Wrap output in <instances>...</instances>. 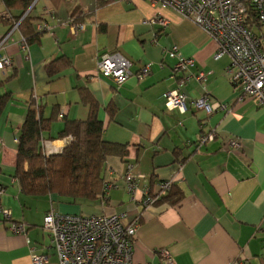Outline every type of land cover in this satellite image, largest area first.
<instances>
[{"label":"crops","instance_id":"obj_1","mask_svg":"<svg viewBox=\"0 0 264 264\" xmlns=\"http://www.w3.org/2000/svg\"><path fill=\"white\" fill-rule=\"evenodd\" d=\"M27 1L22 12L19 7L7 11L0 0V41L6 37L0 58L11 61L0 69V95L7 94L0 114V206L11 213L9 220L0 215V264H31L32 254H46L49 264H56L43 228L50 209L125 214L124 223L137 219V261L162 262L160 252L166 250L175 264H264V107L238 100L226 75L228 59L214 58L216 43L178 12L147 0ZM8 12L31 18L34 32H41L37 40L26 45ZM43 23L47 26L40 30ZM173 46L181 57L193 59L186 71L174 69ZM104 52H118L131 62L133 74L121 85L99 74L97 60ZM144 65L149 72L139 79ZM185 72L205 77L191 76L181 87L183 112L166 110L165 93ZM203 94L225 109L207 115L194 108L190 101ZM86 97L96 105L103 138L128 147L124 158H106L103 178L113 186L80 204L23 192L14 170L30 103L52 120L48 136L57 138L65 121L88 117ZM213 129L216 138L199 145L200 134ZM234 137L240 149L228 146ZM66 138L44 144L60 150ZM128 163L144 175L133 198L123 180ZM165 180L172 181L171 192L180 193V201L144 205L146 193L157 194L158 183ZM12 225H23L25 231L14 232Z\"/></svg>","mask_w":264,"mask_h":264},{"label":"built area","instance_id":"obj_2","mask_svg":"<svg viewBox=\"0 0 264 264\" xmlns=\"http://www.w3.org/2000/svg\"><path fill=\"white\" fill-rule=\"evenodd\" d=\"M163 8H170L184 18L200 27L217 46L215 59L226 57L228 65L226 75L232 88L237 92L238 100L251 99L257 106L264 107V0H147ZM46 13H49L46 11ZM248 13H252L248 18ZM255 19L256 22H251ZM165 24L163 19L159 20ZM76 29L81 26L73 24ZM17 26L16 24L14 25ZM43 23L40 30L46 28ZM6 37L0 41V44ZM24 39L22 38V41ZM24 42V41H23ZM24 45V44H23ZM170 56L176 57L174 69L186 71L193 65V59H185L178 53V48L173 46L169 51ZM8 57L0 58V69L9 66ZM149 65H144L137 72V77L142 79L149 72ZM97 70L100 75L109 77L117 85L124 83L133 73L131 62L118 52H104L98 56ZM193 76L195 79H204V74L199 72L179 77L176 88L165 93L164 107L166 110L186 109V96L181 87ZM191 105L204 110L207 115L216 109H225V104L211 101L210 96L203 94L192 99ZM61 113L59 116H62ZM216 138L213 129L201 133L197 143L203 145ZM69 139V137H68ZM67 141V138H66ZM228 146L240 149V140L236 137L228 140ZM46 154H55L61 151L52 150L44 144ZM132 164L126 165L123 176L125 187L131 197L138 186L141 173L133 172ZM171 180L158 183V192L155 195L146 193L142 203L149 205L166 193ZM111 179L104 181L102 191L104 195L111 187ZM4 189L0 186V195ZM0 215L9 220L11 213L0 206ZM125 214L110 213L103 215H87L83 213L62 214L50 209L43 218V228L48 232L51 245L56 258V264H175L166 250L160 252L163 261L149 263L134 259L136 242L137 219L124 223ZM14 232H24L23 225H12ZM49 256L46 254H32L31 264H45Z\"/></svg>","mask_w":264,"mask_h":264},{"label":"trees","instance_id":"obj_3","mask_svg":"<svg viewBox=\"0 0 264 264\" xmlns=\"http://www.w3.org/2000/svg\"><path fill=\"white\" fill-rule=\"evenodd\" d=\"M2 2L7 11L19 7L23 12L29 5L27 0ZM8 14L10 15L9 12ZM22 15L14 18L10 15V19L17 23L24 43L28 45L29 40L31 38L37 40L41 32H34L31 18L27 16L22 18ZM251 16L252 13H248L249 19ZM251 22L256 20L251 19ZM6 96L7 94L0 95V114ZM86 99L90 102L88 117L85 120L65 121L57 138L48 136L52 120L44 118L41 107L30 103L17 139L14 170V176L18 178L23 192L33 196L56 195L59 202L69 204H80L102 196L103 169L107 156L113 154L124 158L128 153V147L103 138V123L96 115V105L91 98ZM60 118H63V115ZM66 137L67 141L60 152L46 154L44 149L46 141ZM170 188L167 195L157 198L156 201L161 199L172 204L178 203L181 194L172 193Z\"/></svg>","mask_w":264,"mask_h":264},{"label":"rangeland","instance_id":"obj_4","mask_svg":"<svg viewBox=\"0 0 264 264\" xmlns=\"http://www.w3.org/2000/svg\"><path fill=\"white\" fill-rule=\"evenodd\" d=\"M191 74V73H190ZM59 213H61V212H59ZM62 214H66V213H62ZM51 261H50V259L48 258V261H47V263H45V264H49Z\"/></svg>","mask_w":264,"mask_h":264}]
</instances>
